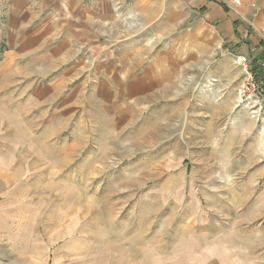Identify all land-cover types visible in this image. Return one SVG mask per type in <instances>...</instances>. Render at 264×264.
Listing matches in <instances>:
<instances>
[{
  "label": "rangeland",
  "instance_id": "1",
  "mask_svg": "<svg viewBox=\"0 0 264 264\" xmlns=\"http://www.w3.org/2000/svg\"><path fill=\"white\" fill-rule=\"evenodd\" d=\"M114 3L65 98H0V264H264V101L238 103L237 46L194 0Z\"/></svg>",
  "mask_w": 264,
  "mask_h": 264
},
{
  "label": "crops",
  "instance_id": "2",
  "mask_svg": "<svg viewBox=\"0 0 264 264\" xmlns=\"http://www.w3.org/2000/svg\"><path fill=\"white\" fill-rule=\"evenodd\" d=\"M2 1L7 20L4 35L8 47L0 59V92L8 91L0 98H56L59 94L57 98H65L62 90L72 77L78 75V64L71 63L78 56L79 49L91 40V45H98L99 49L102 24L118 21L115 0H93L91 4L86 3L87 0ZM194 1L207 12L208 21L217 24L227 41L238 47L236 50L239 51L234 56L238 52L253 58L259 55L257 37L245 33L231 11L216 0ZM245 7L251 8L248 16L253 15L255 21L264 25V0H246ZM245 35L248 37L246 42ZM236 73L241 75L243 70L236 68ZM39 79L48 83L30 93L31 88L38 86ZM114 79L108 77V82L98 81L99 90L126 84L122 78ZM11 88L20 90L14 95L10 94ZM0 221L3 222V213H0Z\"/></svg>",
  "mask_w": 264,
  "mask_h": 264
},
{
  "label": "built area",
  "instance_id": "3",
  "mask_svg": "<svg viewBox=\"0 0 264 264\" xmlns=\"http://www.w3.org/2000/svg\"><path fill=\"white\" fill-rule=\"evenodd\" d=\"M223 5L234 11L252 30V35L258 39L259 55L252 57L238 52L234 56L235 63L243 68V77L237 89L239 105L262 103L264 101V26H257L254 16L244 12L246 0H224ZM256 13H254L255 15Z\"/></svg>",
  "mask_w": 264,
  "mask_h": 264
}]
</instances>
